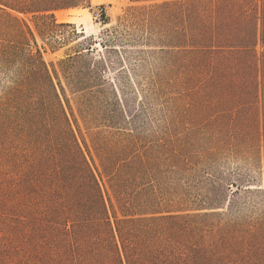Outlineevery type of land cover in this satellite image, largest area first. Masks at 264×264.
<instances>
[{
	"label": "trees",
	"instance_id": "1",
	"mask_svg": "<svg viewBox=\"0 0 264 264\" xmlns=\"http://www.w3.org/2000/svg\"><path fill=\"white\" fill-rule=\"evenodd\" d=\"M90 1L0 0V70L15 71L0 96V140L12 137L22 148L0 156V254L20 264H264V213L222 222L209 211L223 193L212 196L198 175L208 150L168 152L174 169L189 175L170 196L145 181L155 164L137 154L123 163L107 156L102 169L91 165L41 50L30 47L35 34L21 17L55 19V11ZM131 1L137 4L127 9L123 25L155 40L162 64L157 80L176 89L193 126L206 136L212 125L221 146L258 150L262 162L264 0ZM110 30L120 36L118 27ZM91 50L69 55L63 73L81 93L79 110L87 122L116 124V116L91 112L117 106L100 100L106 86L99 83L102 62L80 64Z\"/></svg>",
	"mask_w": 264,
	"mask_h": 264
},
{
	"label": "rangeland",
	"instance_id": "2",
	"mask_svg": "<svg viewBox=\"0 0 264 264\" xmlns=\"http://www.w3.org/2000/svg\"><path fill=\"white\" fill-rule=\"evenodd\" d=\"M135 4L131 0H91L87 6L77 7L87 9L94 25L80 39L74 30L84 35V12L68 14L70 17L81 16L78 18H82V22L76 23L58 20L57 11L54 12L55 19L47 20L21 15L35 34V39L30 37V47L34 52L41 50L88 160L95 169H102V160L107 156H112L114 163H123L129 156L137 154L143 161L155 164L146 172L145 181L152 182V187L159 194L170 196L175 193V183L188 181L189 175L174 169L168 152L200 146L211 152L200 165L201 171L198 170V175L205 180L202 186L212 196L218 191L223 193L216 210H209L217 212L215 220L260 218L264 213V194L244 193V189H264V156L261 162L258 150L234 152L226 142L221 146L212 125L206 127V136L193 126L188 107L179 99L176 89L171 85H161L157 80L156 74L162 64L160 55L154 52L157 49L155 40L144 39L140 31L131 32L135 30L123 25L122 17ZM103 12H106V17ZM107 19H110L109 24H105ZM63 23H73L76 27ZM113 27H118L120 36L117 38L115 32L109 31ZM89 46L92 50L84 53L80 64L85 65L92 60L102 62L99 76H103V80L99 83L106 86L100 100L116 102L117 105L104 106L102 111L96 107L97 111L91 112L98 118L115 119L116 116V124L106 119L87 122L86 113L79 110L81 93L69 86L63 73L67 66L63 61ZM14 75V70L7 73L0 70V96L12 84ZM228 134L224 132L222 136L228 138ZM10 139L12 137L1 138L0 156L22 149L15 148L16 144ZM234 191L241 194L232 197L230 203L229 198ZM19 261L9 258L7 253L0 254V264H20Z\"/></svg>",
	"mask_w": 264,
	"mask_h": 264
},
{
	"label": "bare ground",
	"instance_id": "3",
	"mask_svg": "<svg viewBox=\"0 0 264 264\" xmlns=\"http://www.w3.org/2000/svg\"><path fill=\"white\" fill-rule=\"evenodd\" d=\"M80 11L83 13L84 12V16H83V19H84V23H83V25H86V28H85V26H84V31L85 32H88V31H90L92 28H93V21H91L92 20V17H91V15L87 12V9H82V8H80V9H78V8H75V9H70L69 11H67V10H65V11H57V13L56 14H58V20L60 19L61 21H68V22H80L81 20H82V18L81 19H79L80 17L77 15V16H72V17H70L68 14L69 13H71V12H73V13H75V14H77V12H79L80 13ZM72 13V14H73ZM78 13V14H79ZM81 14V13H80ZM74 15V14H73ZM79 17V18H78ZM82 22V21H81ZM79 25H80V23H79Z\"/></svg>",
	"mask_w": 264,
	"mask_h": 264
},
{
	"label": "built area",
	"instance_id": "4",
	"mask_svg": "<svg viewBox=\"0 0 264 264\" xmlns=\"http://www.w3.org/2000/svg\"><path fill=\"white\" fill-rule=\"evenodd\" d=\"M104 8H101V11H103Z\"/></svg>",
	"mask_w": 264,
	"mask_h": 264
}]
</instances>
